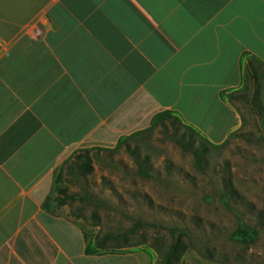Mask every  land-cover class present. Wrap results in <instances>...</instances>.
Segmentation results:
<instances>
[{
    "label": "crops",
    "instance_id": "0c3cea01",
    "mask_svg": "<svg viewBox=\"0 0 264 264\" xmlns=\"http://www.w3.org/2000/svg\"><path fill=\"white\" fill-rule=\"evenodd\" d=\"M249 56L264 69V0H0V264H158L95 252L55 173L164 114L223 143Z\"/></svg>",
    "mask_w": 264,
    "mask_h": 264
},
{
    "label": "rangeland",
    "instance_id": "374dc122",
    "mask_svg": "<svg viewBox=\"0 0 264 264\" xmlns=\"http://www.w3.org/2000/svg\"><path fill=\"white\" fill-rule=\"evenodd\" d=\"M257 71L248 102H232L244 118L239 137L213 147L194 135V148H207L201 166L179 143L191 134L181 120L153 119L112 148L84 149L89 170L76 165L82 150L72 155L55 173L50 204L75 216L93 247L149 250L159 262L180 238L178 264H264V69ZM228 184L244 203L226 195ZM243 227L251 239H237Z\"/></svg>",
    "mask_w": 264,
    "mask_h": 264
},
{
    "label": "trees",
    "instance_id": "16d2710c",
    "mask_svg": "<svg viewBox=\"0 0 264 264\" xmlns=\"http://www.w3.org/2000/svg\"><path fill=\"white\" fill-rule=\"evenodd\" d=\"M258 66L260 67V62L255 58V57H248L247 62L244 63L243 57L241 59V75H242V86L236 90H232L233 92H239L240 95L236 96L235 94L232 93V91H224L220 93V98L222 100H224L228 105H230L232 108H234L238 114L240 115V118L242 120V123H244L243 121V116L240 114V112L237 110V108L232 104L233 101L238 100V101H242L244 103L248 102V92L250 91L249 88V84L252 82H255L256 78H258ZM257 85V84H256ZM256 98V97H255ZM257 104V102H256ZM172 120L173 122H180L179 119L176 116H173L171 114H164L162 115L160 118H158V122L160 125L165 126L167 120ZM243 125V124H242ZM189 131H191V134L188 135V137L190 138L188 142H180V145H183V147L190 149L193 152V155L196 159V164L199 166H201V161H202V154H205L207 152V148L206 147H201V149L199 151H197L196 148H194V135H200L199 132H197L196 130H194L193 128L189 127V126H185ZM240 134H237L236 131L233 132L232 134H230L231 138H238ZM209 145L213 146V147H218V146H214L211 143H209L207 140H205ZM77 159V166L84 168L86 167L87 170L90 169V167L88 166V161L89 159V150H82L81 153L76 157ZM228 190H227V196L231 197L235 202L236 199L240 200L241 203H244V199L239 196L236 191L232 188V186H230L228 184ZM60 194L65 193V191L63 190H58ZM64 204V201L59 197L57 200V205L58 206H62ZM73 218L76 219L75 216L71 215ZM237 239L240 240H248L251 239L253 237V233L249 232L245 227L240 228L238 233L236 234ZM109 236H106L105 239H108ZM94 249L95 252H97V250L99 249H103L102 247V243L96 242V244L94 245ZM182 251H184V246L180 240V238H177L175 243L170 247L169 250L163 252L160 255V260L158 262V264H178L179 259H180V255L182 253Z\"/></svg>",
    "mask_w": 264,
    "mask_h": 264
}]
</instances>
